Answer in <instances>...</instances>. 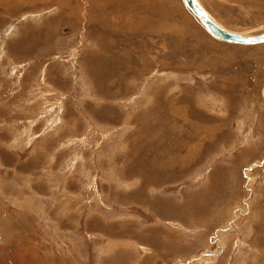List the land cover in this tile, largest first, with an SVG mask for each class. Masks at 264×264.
<instances>
[{"label":"rangeland","instance_id":"1","mask_svg":"<svg viewBox=\"0 0 264 264\" xmlns=\"http://www.w3.org/2000/svg\"><path fill=\"white\" fill-rule=\"evenodd\" d=\"M0 264H264V44L182 0H0Z\"/></svg>","mask_w":264,"mask_h":264},{"label":"water","instance_id":"2","mask_svg":"<svg viewBox=\"0 0 264 264\" xmlns=\"http://www.w3.org/2000/svg\"><path fill=\"white\" fill-rule=\"evenodd\" d=\"M182 1L184 2L185 6L190 9V11L195 15V17L200 20L202 25L205 26L206 29L216 38L221 39L222 41H225L227 43L244 46H253L264 43V33L257 36L246 37L237 33L230 32L216 24L196 0Z\"/></svg>","mask_w":264,"mask_h":264},{"label":"bare ground","instance_id":"3","mask_svg":"<svg viewBox=\"0 0 264 264\" xmlns=\"http://www.w3.org/2000/svg\"><path fill=\"white\" fill-rule=\"evenodd\" d=\"M198 3H199V5L203 8V10H205V12L209 15V17L216 23V24H218L221 28H223V29H225V30H228V29H226L225 27H223L221 24H219L215 19H214V17L207 11V9H205L204 7H203V5H202V3L200 2V0H196ZM188 9V8H187ZM189 11H190V9H188ZM191 12V11H190ZM192 13V12H191ZM193 14V13H192ZM194 15V14H193ZM195 16V15H194ZM198 21H199V23L202 25V23L200 22V20L197 18V17H195ZM203 26V25H202ZM205 29H206V27L205 26H203ZM206 31L208 32V33H210L207 29H206ZM228 31H230V32H233V31H231V30H228ZM233 33H236V32H233ZM211 34V33H210ZM237 34H240V35H242V36H246V37H251V36H248V35H245V34H242V33H237ZM212 35V34H211ZM213 37H215L214 35H212ZM255 36H257V35H255ZM216 38V37H215ZM216 39H218V38H216ZM218 40H220V41H222L221 39H218ZM223 42H225V41H223ZM227 43V42H226ZM264 44V43H263ZM259 45H262V44H259Z\"/></svg>","mask_w":264,"mask_h":264}]
</instances>
